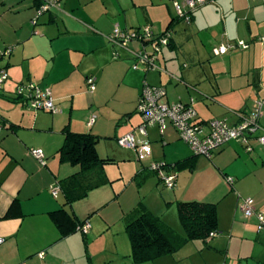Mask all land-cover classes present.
<instances>
[{"label": "crops", "instance_id": "0c3cea01", "mask_svg": "<svg viewBox=\"0 0 264 264\" xmlns=\"http://www.w3.org/2000/svg\"><path fill=\"white\" fill-rule=\"evenodd\" d=\"M43 1L45 0H0V67L4 68L8 74V79L4 83L6 85L0 90V237L4 238V242L0 244V264H95L89 256L90 250L98 247V242L106 236V231L115 224L120 226V232L125 224L124 231L126 232V236L122 237V233L120 234L123 239L118 235L110 236L111 239L116 237L113 242L116 248H118V242L120 244L115 264H182L180 263L182 258H179L177 251L183 245L198 239L203 242L204 248L212 249L220 256L219 264H246L243 258L239 261L232 259L231 249L236 242L242 246L240 252L244 257L250 256L253 260L257 258L256 264H264V257L260 255L264 253V230L258 231L256 216L247 217L243 213L238 194L239 192L253 198L255 209L264 212V144L252 138L249 142L252 150H248L243 143L231 140L214 152L210 158L196 155L189 145L179 138L171 125L164 133H161L156 125L148 126L146 134H142L138 130L142 122L137 112L138 101L134 112L139 114V122L135 117V123L132 122L131 126H126L120 133L117 132V128L114 133H106V126L110 128L115 121L111 118H99L96 122L97 117L92 125L88 124L89 121L85 122V130L79 129L76 113L85 110L87 105L77 102V95L82 94L78 89V84L84 83L90 94L100 97L104 88V80L98 82V78L93 76L95 89L91 91L87 83L89 76L80 74L81 79L77 78L79 75L75 68V51L79 47L75 39L78 33H83L92 40L89 49L82 51L83 54L89 55L102 45L106 44L107 47L108 38L102 36L103 44L96 43L95 40L99 39L96 27L92 29L87 23L68 16L67 11L63 12L58 8L44 12L38 21L33 23L32 18ZM90 1L92 0H77L79 4L83 2L87 4ZM173 1L176 0L163 3L167 12L170 13L168 22L166 23L167 19H165L161 20L165 22L163 25L160 22L159 26L155 24L158 34L167 29L172 30L170 43L164 48L158 60L163 70L133 69L134 57L130 50L126 51L124 48L122 49L126 55L119 56V59L112 58L110 61L127 63L133 70H143L144 79L142 81L164 87L166 99L169 102H188L194 99V107L201 121L222 118L230 125L237 123V112H249L256 99L261 98L264 101V0H222L233 4L231 19L227 18L230 33L226 41H243L247 43V47L237 48L226 54L215 52L218 47L225 44L224 41H220L218 46L213 47L212 53L217 56L216 61L221 66L211 67L209 73L212 77L209 79L211 91L206 92L197 88L195 83L187 81L192 70H187V72L183 70L186 68L185 63L179 65L177 69L174 65L176 62L173 64L166 62L167 58L176 56L174 52L176 54L178 48H182L183 38L191 39L192 31L199 28L198 17L202 14L200 8L203 6L191 13V22L187 23L183 19L176 18ZM72 5L70 1L66 7H72ZM125 7L129 9H126L124 13L123 28H139L141 22L134 11V8H138V4L132 0L131 4L128 3ZM129 12L132 14L128 15ZM215 15L220 25L225 15L221 16L219 12ZM111 47L113 51L114 47L112 45ZM9 48L10 53H3ZM71 50L73 52L69 54ZM204 50L207 51L206 48ZM169 68L177 73H173ZM74 73L77 76H74ZM75 77L77 81H72ZM127 79L129 81L126 72L121 81L126 82ZM28 81L52 90L54 103L58 108L57 113L33 110L16 96L17 85ZM200 87L202 89V85ZM139 93V83H136L134 97ZM66 96H71L69 101ZM8 107L14 108L9 109ZM132 109H117L115 118H121L129 112L134 113ZM130 116L122 117L120 121L127 122ZM260 123L264 128V105ZM134 124H137V127ZM65 129L97 136L98 155L111 160L103 166L102 172L98 170L99 172L86 175L84 180L87 182L105 178L103 182L92 187L85 196L79 199L88 197L93 189L111 180L106 173V167L115 164L118 160L110 155L101 156L99 154V143L102 138H113L121 147L117 142L118 136L130 129L133 130L135 136L137 131L145 137L143 140L146 143L153 142L151 138L157 133L164 145L180 140L189 147L193 154H181L168 161L171 165L170 171L176 176L177 186L172 189L167 188L156 172L148 167L134 174L133 177L139 184L144 182L147 175L151 176L152 181L156 179L158 190L155 191L156 198L151 199L152 204L143 200V203L140 202L129 209L124 208L119 202L118 194L115 196L97 194L96 201L87 200L78 205L76 202L79 199L68 203L63 191V180L81 170L79 165L61 159L60 148L65 141ZM35 147L43 151L44 163L31 153V149ZM49 157L52 159L46 162ZM203 162L214 165L212 178L216 180V183L206 184L204 181L200 186L206 185L204 187L207 188L206 190L196 189V192L194 189L191 193L183 192L184 188L182 191L183 185L181 184L183 179L179 174H175V171H188L187 173L193 180ZM230 177L233 179L232 183L228 181ZM198 178V180L202 179L199 175ZM52 186H59L56 195H53L51 191ZM138 197H141L140 190H138ZM188 201L215 204L217 229L212 231L206 239L198 238L183 244L173 254L163 255L154 260L135 262L126 228L127 223L140 212L147 211L159 217L176 234L185 237L186 231L180 221L178 206L176 208L175 203ZM166 205L167 210L164 208ZM59 209H63L78 222L88 221L90 223L88 232L83 233L79 230V225L72 233L61 235L59 227L50 214ZM94 214H100L101 218H96ZM224 217L228 219L229 224H223L222 227ZM124 237H127V241ZM212 241H214L213 244H211ZM40 252L44 253L43 257L39 256ZM235 257H238V253ZM227 258L231 259L230 262ZM113 262L110 259L109 264ZM103 264L107 263L103 262Z\"/></svg>", "mask_w": 264, "mask_h": 264}, {"label": "rangeland", "instance_id": "374dc122", "mask_svg": "<svg viewBox=\"0 0 264 264\" xmlns=\"http://www.w3.org/2000/svg\"><path fill=\"white\" fill-rule=\"evenodd\" d=\"M70 1L73 3V5L72 7L67 8L66 4ZM135 1L138 4V8H134V11L138 14L141 22L139 28L142 29L145 27H149L154 34H158L159 32H157L156 29L157 26H159L158 23L160 22L163 25V23L165 22L161 20L167 19V23L170 19V13L167 12V8L163 4L164 2L168 3V0ZM176 1H178L179 3L184 2L183 0ZM131 2L129 0H92L87 4L84 2L79 4L77 0H58V7L56 8L63 12L67 11L66 13L68 16L84 23H87L92 29H95L96 27V30L99 33V35L97 34V37L99 39L95 40L96 43L103 44V40L101 38H108L107 47L105 46L106 44L102 45L98 49H96L92 54L89 55L83 54L82 51L89 49L88 47H90V43L92 42V40L88 39L83 33H78V37L75 39L76 45L77 47H79L75 51V68L79 75V77L77 78L81 79V75H87L89 77L95 76L96 78H98V82L104 80V88L100 97H94L93 94H90L84 83L78 84V89H80L82 94L77 95V102L81 103L82 105L86 103L87 105V108L85 110H80L78 113H76V117H78L76 118L77 126H79V129L85 130V122L88 123V121H90L93 116H95V118L98 117L96 122H98L99 118L115 119L113 124L110 125V128L106 126V133H114L116 131V128L117 132L120 133L126 126H131L132 122L135 123V117H137L139 122V114L134 112V108L137 101L139 100L138 95H140V93L137 94V96L135 97L134 95L136 83H139V90L141 92L143 84L142 80L144 79V72L143 70L131 69V67H129L127 63H115L113 61H110V59L112 58L114 59L118 58L119 56L122 57V55H126L122 48L115 47L112 41H110L109 39L115 27L118 26L120 29H126L123 28L125 25L124 13L126 12V9L129 8H126L125 6H127L128 3L131 4ZM232 6L233 4H230L228 1L224 2L222 0H207V3L200 8L202 14H200L198 17L199 28L196 31H192L191 39L186 40L185 37L183 38L184 43L182 48H178L176 50V54L174 52V55L176 56L166 59V62H172V64L173 62H176L174 63V65L177 66V69L179 68V65L185 63L186 68H184L183 70H186V72L187 70H192V73L190 74L187 81L189 83H195L197 88H199L201 91L206 92L211 89V84L209 81V79H212L211 75L209 74L211 67L216 66L217 68H219L221 66L218 65L219 63H217L216 61L217 56L212 53V49L214 46H218L220 41H224L225 44L229 42L228 40L226 41V39L229 38L228 34L230 33V28L227 25V18L230 17L231 19ZM196 12H194L195 16ZM217 12H219L221 16L225 15V19L223 22H221L220 25H218V19L215 15ZM172 13L175 16L173 11ZM131 14L132 13L130 12L128 13V15ZM155 24L157 25L156 27ZM226 34L227 36H225ZM134 44H136V47H139H134ZM111 45L114 47L113 51L111 49ZM129 46L131 49L135 50H139L142 47L141 43H138V41H131L129 43ZM204 48L207 49L208 53L204 50ZM73 50H71L69 54H72ZM147 50H151V47H147ZM3 53H6V50ZM161 55L162 53L159 54V56ZM170 71H173V69H170ZM126 72L128 73L129 81L128 79L126 80V82L121 81L125 77ZM173 73L177 72H175L174 70ZM73 75L77 76L75 73ZM74 80H76V77L72 79V81ZM29 82L30 81L24 83L26 84ZM201 85L202 89L200 87ZM66 97L69 101V97L71 96ZM8 108L13 109L14 107ZM121 108H133L132 110L134 113L129 112L128 115L131 116L129 117L127 122L120 121L122 117L127 118V114H125L121 118H115V113H117L118 111L117 109ZM111 110L114 111L111 112ZM119 122H121V124ZM134 125L137 127V124ZM148 131L150 130L148 129ZM131 132H133L132 129L128 130L127 132H123L119 134L118 138ZM144 138L145 137L141 136L136 131L135 142L137 146L133 150H126L124 148L119 147L116 143V140L113 138H102L99 143V154L101 156L110 155L118 160L115 164H111L106 167V173L111 180L110 182H107L106 184L93 189L88 195V197L79 199L76 204L79 205L81 202H86L87 200L96 201V198H98L96 196L97 194H112V196L118 194L119 202L123 205L124 208L129 209L135 205L137 206L140 202L143 203V200L147 203L149 202L150 204H152L151 199H155L157 196V193L155 192L157 189L156 179L154 178V181H152L151 176L147 175L144 179V182H141L139 184L133 177L134 174L138 170L147 169V167L149 169L150 165L154 162H164L169 164L168 161H171V159L178 157V155H186V153L191 155L193 153L191 152L189 147L180 140L172 142L171 144L164 145V142L160 140V136L157 133H155L151 138L153 140V142L151 143H146L145 140H143ZM35 148L37 149V147ZM123 157L126 158L123 159ZM51 159L52 157H49L46 162ZM204 162L201 163V165L199 166L196 176L193 180H191V176H189V174L187 173L188 171H175V174H179L183 179V182L181 183L183 185L182 191L184 188L183 192L188 193L189 191L191 193V190L194 189H200L201 191L206 190L207 188H204L206 185H203V187L200 186L204 181L206 182V184L212 182H214V184L216 183V180L212 178L214 165H208ZM216 171L218 172L217 169ZM183 173L187 174L183 175ZM198 175L202 179L198 180ZM138 190H140L141 192V197H138ZM238 194L240 195V204L242 198H246L247 196L239 192ZM177 206L178 203H175L176 208ZM164 208L167 210L168 206L166 205ZM94 215H96V218H101L100 214ZM223 224H229L228 219H225V217L222 223V227ZM119 227L120 226H116L115 224L113 227H111V229L107 230L106 236H104L98 242V247H94L92 248V250H90L89 256L95 264H103V262L109 264L110 259H112L114 261L113 264H115L117 256L116 253L118 252L120 244L117 241L118 248H116V246L113 244L116 237L111 239L110 236L118 235L119 238H122L123 235L126 236V232L124 231L125 224H123L122 226V232H120ZM121 233L122 237L120 236ZM119 238L117 237L118 240ZM124 240L127 241V237H124ZM213 242L214 241H212L211 244H213ZM202 243L203 242L198 239L194 242L183 245L180 250L177 251L179 253V258H182L180 263L182 262V264H219L218 260L220 256L215 253L214 250L204 248L202 246ZM234 244L235 245L231 249V254L233 255L232 259L239 261L243 258V261H245L246 264H256L257 258H254L253 260L250 258V256H248V258L244 257L243 254H241L240 252L242 251V246L240 245V243L236 242ZM237 253L238 257L236 258L235 255H237ZM244 253L245 255H248L246 254V252ZM253 255L254 257H257L256 254ZM260 255H263L264 257V253ZM227 260L229 261L231 259L227 258Z\"/></svg>", "mask_w": 264, "mask_h": 264}, {"label": "built area", "instance_id": "2783aa9c", "mask_svg": "<svg viewBox=\"0 0 264 264\" xmlns=\"http://www.w3.org/2000/svg\"><path fill=\"white\" fill-rule=\"evenodd\" d=\"M205 3H207V0H184L183 3L173 1L176 16L187 23L191 22V13ZM56 7H58V0L43 1L32 18V22L36 23L44 12ZM171 37V29H167L160 34H154L149 27L120 29L117 26L110 35V41L118 47L131 51L134 57L133 69L163 70L158 63L159 54L170 43ZM131 41L140 42L142 47L139 50H131L129 46ZM147 47H151V50H147ZM246 47L247 43L243 41L229 42L222 44L215 52L216 54H226L231 50ZM10 52V48L6 50V53ZM7 79V71L0 67V90ZM87 83L89 89L93 91L95 89V78L92 76L88 77ZM15 94L33 110H43L50 113L58 112L52 90L49 87L43 88L34 82L21 83L17 85ZM194 102V99L188 102H169L166 99L164 87L144 81L137 104V112L142 119L138 130L142 134H146L148 126L156 125L160 132L164 133L168 126L171 125L179 138L189 145L194 154L209 158L231 140L243 143L248 150H252V146L249 143L252 138L264 144V128L260 123L264 105L263 99L254 100L249 112H237L238 121L233 125L228 124L222 118H212L207 121L199 120ZM94 120L95 116L90 119L88 124L92 125ZM117 142L123 148L134 149L136 147L135 134L133 132L128 133L118 138ZM31 153L44 163V153L41 149L32 148ZM149 169L156 172L166 187L173 188L176 186V176L172 174L170 166L166 163L154 162ZM228 181L232 183L233 179L230 177ZM51 191L53 195H56L59 191V186H52ZM241 209L247 217L256 216L258 231L264 230V212L255 209L253 198H243L241 200ZM78 229L83 233H87L90 229V223L85 221ZM3 242L4 238L0 237V244ZM39 256L43 257L44 253L40 252Z\"/></svg>", "mask_w": 264, "mask_h": 264}, {"label": "trees", "instance_id": "16d2710c", "mask_svg": "<svg viewBox=\"0 0 264 264\" xmlns=\"http://www.w3.org/2000/svg\"><path fill=\"white\" fill-rule=\"evenodd\" d=\"M97 141V136L91 133H75L65 129V141L60 148L61 159L79 165L81 169L63 180V191L68 203L85 196L92 187L104 181L105 177L90 182L84 180L88 173L102 172L103 166L111 161L98 155ZM167 165L171 167L170 164ZM178 212L186 231L185 237L176 234L159 217L147 211L140 213L138 211L139 214L127 223L126 228L135 262L154 260L163 255L173 254L183 244L198 238L206 239L212 231L217 229L215 204L199 201L179 202ZM50 214L63 236L72 233L82 224L70 214L65 213L63 209Z\"/></svg>", "mask_w": 264, "mask_h": 264}]
</instances>
